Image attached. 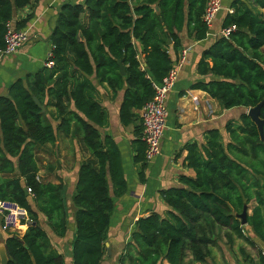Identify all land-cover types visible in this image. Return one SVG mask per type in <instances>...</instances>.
<instances>
[{"label":"trees","instance_id":"obj_1","mask_svg":"<svg viewBox=\"0 0 264 264\" xmlns=\"http://www.w3.org/2000/svg\"><path fill=\"white\" fill-rule=\"evenodd\" d=\"M32 1L0 0L1 47L16 9ZM205 2L86 0L62 6L51 37L55 66L17 80L8 95L0 96V198L19 202L28 215L22 220L28 225L24 235L6 239L9 264H66L41 225L45 218L57 236L67 233L64 184L37 180L36 148L56 143L59 132L81 137L91 154L79 165L73 198L74 264H102L114 209L112 192L125 194L127 180L117 141L103 133L108 112L95 99L88 78L95 76L114 93L123 92V126L141 121L139 111L154 94L152 81L160 82L178 59L180 33L195 41L206 38ZM230 8L233 12L224 15L221 28L237 29L228 38L217 36L202 53L197 73L211 78L192 88L205 91L225 109L261 104L259 118L264 121V20L242 0H234ZM30 18L16 28L23 29ZM34 97L46 106L45 112ZM142 134L143 126L137 125L132 145L143 181L147 161ZM225 134L213 129L203 145L186 146L185 160L194 176L180 175L179 185L160 191L167 212L137 220L119 264H208L212 248L222 242L233 250L236 240L244 243L238 247L244 261L264 264L262 248L244 231L247 225L264 243V125L261 134L243 113L237 123L225 125ZM251 200L255 206L242 225L237 214ZM245 245L255 254H248Z\"/></svg>","mask_w":264,"mask_h":264},{"label":"crops","instance_id":"obj_2","mask_svg":"<svg viewBox=\"0 0 264 264\" xmlns=\"http://www.w3.org/2000/svg\"><path fill=\"white\" fill-rule=\"evenodd\" d=\"M233 1L222 0L223 8L216 15L203 40L195 41L185 32L180 33L182 46L177 54L180 57L181 51L186 49V55L183 60L177 62L175 84L166 99L168 116L161 139L160 154L147 161L145 180H141V164L134 161L135 152L132 145V141L136 138L135 127L142 125V120L130 126H123L119 119L123 92L116 94L107 83L100 82L95 76L88 78L94 88L95 99L108 112V122L103 128V133L111 135L117 141L127 180L125 194L117 197L112 192L114 209L107 231L106 254L102 264H119L120 256L124 252L125 245L131 240V234L140 217L148 216L151 212L161 215L167 212L168 207L160 196L161 190L179 185L180 175L194 176L193 169L187 166L185 160L186 146L191 143L203 145L208 133L213 129L220 130L226 136L225 125L229 122L237 123L240 115L248 112V108L241 107L225 109L218 100L211 98L205 91L192 88L195 82L211 78L197 73V62L219 35L222 19ZM242 1L264 20V6H262L264 0ZM85 2L86 0H34L26 7L16 9L14 18L10 21L13 26L17 27L18 22L31 17L23 28L29 31V40L16 53L0 57V96L8 95L10 86L17 80L25 81L29 75H34L45 67L44 63L53 49L51 37L62 6L66 3L84 4ZM168 44L171 49L170 41ZM136 45L140 51L142 49L140 43L137 42ZM48 110L50 114L53 112L51 107ZM139 114L141 118V110ZM82 144L78 137L59 132L56 143H48L37 149V158L38 156L44 158L43 167L38 161L39 179L43 182L64 184V197L69 216L67 233L64 236H57L45 218L41 225L47 230L53 248L64 255L66 264H74L77 208L73 198L77 192L78 168L82 161L91 156L88 150H83ZM1 223L0 216V264L1 252L5 251L9 258L6 239L9 236L22 237L28 228L27 224H22L14 230L3 231ZM258 245L264 252V243L260 242ZM161 264L169 263L163 260Z\"/></svg>","mask_w":264,"mask_h":264},{"label":"built area","instance_id":"obj_3","mask_svg":"<svg viewBox=\"0 0 264 264\" xmlns=\"http://www.w3.org/2000/svg\"><path fill=\"white\" fill-rule=\"evenodd\" d=\"M223 8L222 0H206L202 20L208 28H210L215 20L216 15ZM228 13H232L231 8L227 9ZM235 25L221 28L218 36L228 38L229 35L236 31ZM29 40V31L27 29L16 28L9 22L5 35V45L0 46V57L16 53ZM186 55V49L181 51L180 57L169 69L167 74L160 82L152 81L154 94L151 100L141 110V120L143 126L142 139L146 144L145 158L150 161L160 154L161 139L165 131L168 110L166 99L168 93L175 84L177 76V62L183 60ZM44 66L52 69L55 66L52 51L49 53ZM142 67L144 64L142 63ZM37 180L39 176L37 175ZM29 194H33L31 188H27ZM27 211L19 202L12 199L0 198V216L2 217L1 229L3 231H11L20 227L22 220L26 217Z\"/></svg>","mask_w":264,"mask_h":264},{"label":"rangeland","instance_id":"obj_4","mask_svg":"<svg viewBox=\"0 0 264 264\" xmlns=\"http://www.w3.org/2000/svg\"><path fill=\"white\" fill-rule=\"evenodd\" d=\"M48 115H49L48 117H50V111L48 112ZM78 139L81 141V144H82L83 143L82 138L78 137ZM41 146H43V145L37 146L36 152H37V149H39ZM82 148H83V150L87 151L85 146H84V143L82 144ZM43 160H44L43 156H41V157L38 156V161L41 163V167L44 166ZM254 206H255L254 200H251L249 203H247L248 215L251 214V210ZM263 211H264V207H263ZM244 231L247 234H249L255 240V242L257 244L260 243L259 240L253 234L250 227L245 225ZM243 244L244 243L241 240H236L234 245H233V250H234L233 251L232 249H230L228 246L224 245L221 242L220 248H218V247L212 248L208 264H248L246 261L243 260V257L238 252V247L241 245L243 246ZM245 248H246V251L248 254H250V255L255 254L254 250L252 248H250L249 246L245 245Z\"/></svg>","mask_w":264,"mask_h":264},{"label":"water","instance_id":"obj_5","mask_svg":"<svg viewBox=\"0 0 264 264\" xmlns=\"http://www.w3.org/2000/svg\"><path fill=\"white\" fill-rule=\"evenodd\" d=\"M121 72L123 75H125V67L121 64ZM34 101L38 106L41 107L43 112L46 111V106L42 105L40 101L38 100L37 97H34ZM261 104L257 105L256 107L249 108L247 114L251 117V119L257 124L259 127L261 134H262V129L264 125V121L259 118V109H260ZM28 194V192H27ZM237 217L240 219L241 224L244 225L246 224L247 221V204L244 205L243 210L241 213L237 214ZM1 264H9V258L7 256V253L5 251L1 252Z\"/></svg>","mask_w":264,"mask_h":264}]
</instances>
